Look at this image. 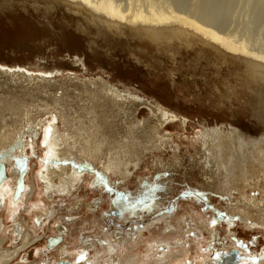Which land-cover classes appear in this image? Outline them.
<instances>
[{
	"label": "rangeland",
	"instance_id": "1",
	"mask_svg": "<svg viewBox=\"0 0 264 264\" xmlns=\"http://www.w3.org/2000/svg\"><path fill=\"white\" fill-rule=\"evenodd\" d=\"M13 1L15 0H0L3 4L0 7V63L3 62L5 66L14 70L18 67L29 68L37 74L42 73L39 72L41 69L54 71L52 73L54 76L48 73L49 76L55 77L54 80L66 79L69 84H73L69 85L66 91L72 95L69 102L75 106L88 104L93 108V103L89 99L81 98L86 95L81 84L84 80L90 79L100 83L108 82L122 93H125V90L134 91L143 101L148 99L147 103L139 105L131 115L117 116L119 119L115 120L114 131L121 129L117 133L121 141L126 140V128L141 124L148 118L156 123L159 111H151V108L156 107L157 102L162 107L186 117L185 124L179 119L166 121L161 130L166 145L156 150L141 149L139 156L142 164L134 167L131 163L132 168L127 176L116 174L115 168L108 169L105 174L106 184L103 187L96 185L93 183L94 179L101 171L100 163L97 162L91 170L85 171L86 178L79 180L71 192H52L49 197L44 193V186L40 185V182L43 184L42 180L38 179L45 151L40 144H36L35 150L27 145L28 153L23 154L26 159L16 164L15 168L19 170L24 162L30 163L31 167L33 166L30 183L34 181L36 187L32 198L22 204L20 214L29 220L31 228H34L31 229L33 238L38 237L36 238L38 240L22 250L13 263L58 264L59 261L55 262L54 257L60 260L59 254L54 247L49 250L48 242L57 234L52 230L55 223L61 222L67 226V234L57 245H64L70 252L64 259L70 260L72 264H108L107 257L111 254L121 258L135 255L138 257L137 264H152L161 258L158 256H162L163 251L171 249L169 244L157 242L162 239L173 242L169 254L183 253L176 260L173 259L171 264H224L221 262L220 254L233 250L239 254L235 264H264V223L252 227L238 220H234V223L227 222L225 218L227 200L217 189H213L212 183L216 178L204 174L207 167L199 157L200 152L196 153L192 145L204 125L216 123L227 126L233 124L258 136L264 134L262 82L241 77L240 70H236L231 60L214 63L212 59L214 57L210 54L195 51L190 53L188 51L191 50L183 49L182 53L173 58L171 54L160 53L157 49L154 52L152 44L153 48L149 45L150 48H147V44L151 42L147 38L132 40L122 35L109 40L95 28H92V32L86 33L88 30H84L87 28L85 24H82L84 29H77L75 23L77 11L75 12L65 1L44 4L42 1L17 0L19 6L17 1L15 3ZM247 2L238 0L230 3L234 10L232 13L231 7L229 9L233 14L229 18L231 23L229 26L232 28L243 30L250 25L251 17L247 14L245 5ZM77 14L79 15V12ZM254 26L256 27L251 26L254 28L252 33L264 43V19L259 25ZM213 64L216 66L213 67ZM59 81H56V84H61ZM5 89L13 88L5 86ZM20 90H16L15 94H20ZM62 91L63 89L59 88L52 93L60 95ZM5 94L8 95L9 92ZM94 108L98 110V114L102 115L104 111L110 114L109 120L115 117L114 107L107 103L103 105L97 103ZM82 110L77 108V112ZM2 113L8 116L12 111L4 110ZM134 116L136 118H133ZM13 117L21 119L18 113ZM45 117L46 115L43 116ZM9 123L3 127L11 129ZM107 151L103 150L104 153ZM67 157L61 156L58 161L67 163V160H74L72 155ZM77 164L80 163L77 161ZM62 166H64L62 162L53 164L54 170H60ZM157 167H161L162 170ZM158 171L160 173L169 171L171 173L169 179L173 185L164 193V197L159 196L162 201L160 208L149 212L146 210L147 202L144 201L146 199L142 197L141 185L147 178H155V175L159 174ZM205 190H210L211 193ZM119 191L126 192L125 196L135 201L138 210L135 215L120 211L112 205V198H115ZM253 194H259V191H253ZM42 200L46 204L43 205ZM34 202L42 204L48 211L46 215L45 212L42 213L45 220L41 226L35 224V213L38 211L32 212L30 207ZM50 208L54 209L55 217H48ZM1 214H8L3 199L0 200ZM15 219L25 224V220L19 215L12 218L7 215L4 216L5 226L11 229L16 222ZM170 220L174 228L168 227ZM177 223L183 228L180 229ZM213 229L218 234L216 239L210 237ZM8 239L3 244L4 248H13L21 240L15 237ZM109 239H112L114 244L117 241L120 243L122 247L118 251L119 254L109 252ZM177 239L181 242H176ZM180 249L181 253L178 251Z\"/></svg>",
	"mask_w": 264,
	"mask_h": 264
},
{
	"label": "bare ground",
	"instance_id": "2",
	"mask_svg": "<svg viewBox=\"0 0 264 264\" xmlns=\"http://www.w3.org/2000/svg\"><path fill=\"white\" fill-rule=\"evenodd\" d=\"M15 1L13 2L15 3ZM33 1H42V3L65 1L75 12H79V15L75 13L77 18L74 17V19L76 18L77 29H84L82 24H85L87 28L84 30H88L86 33L92 32V28H95L106 38L108 37L109 40L119 38L122 35H125L126 39L132 40L133 38L141 40L147 38L149 41H153V43L147 44V48L154 47V52L157 49L160 53L171 54L173 58L182 53L183 49H187L191 50L188 51L190 53L195 51L205 55L210 54L214 57L212 59L216 64L217 61L231 60L235 64L236 70H240L241 77L261 81L264 85V43L261 38L255 34L256 38L252 33L254 31L253 27H256L254 25H259L264 19V0H246L248 1L245 4L247 14H249L251 20L250 25L243 30L229 26L231 24L229 18L233 15L231 14L233 8L230 3L238 0ZM16 3L18 4V1ZM22 4L24 6V3ZM1 6L3 4L0 2ZM13 7L15 8V6ZM23 8L25 9V7ZM232 13H234V10ZM252 25L253 27H251ZM137 47L139 48V45ZM142 50H144V47ZM81 58L82 61L83 58ZM82 63L85 62L82 61ZM230 64L232 63L230 62ZM41 70L39 72L42 73L37 74L29 68L18 67L14 70L5 66L3 62L0 63V154H2L0 155V161L5 162L7 169V176L0 184V200H4V207L8 216L12 218L19 215L25 220V224H23L24 222H21V220L15 219V224L11 229H8L4 224V216L7 215H0V264H14L13 261L21 254L22 250L27 249L33 243L35 244V241L38 240L36 239L38 237L33 238L31 229L34 230V228H31L29 220L20 214L22 204L30 200L35 193L36 184L34 181L30 183V175L33 169L30 163H26L27 175L24 190L19 198L14 200L12 197L20 170V167L18 170L15 165L26 159L23 154L28 153L27 145L35 150L36 144H40L45 151L42 158L43 164L38 172V179L42 180L43 184L40 182V185L44 186V193L49 197L52 192H71L79 180L86 178L84 177L85 171L91 170L97 162L100 163L101 171L94 179L93 183L96 185L103 187L106 184L105 174L108 169L115 168L116 174H120L122 177L127 176L132 168L131 163L134 167H139L142 164L139 156L141 149L151 148L156 150L162 145H166V141L162 139L163 134L161 135L162 126L166 121L179 119L182 124L186 122L185 116L171 111L169 108L162 107L156 101V107L151 108V111H159L155 120L156 123L150 118L143 120L142 123L139 121L141 124L126 128V140L121 141L117 133L121 131L120 127L122 126L120 124V131L117 129L114 131L115 120L123 115H131L139 105L147 103L148 99L143 101L134 91L125 90L126 92L122 93L121 90L109 85L108 82L100 83L90 79L89 81L84 80L81 84L84 93H86L85 97L81 96V98L89 99L93 103V108L88 104L75 106L69 102L72 95L66 91V88L73 84H69L66 79L54 80L55 77H51L54 76L52 74L54 71ZM56 81L61 84H56ZM94 84H98V86ZM5 86L13 89L7 90ZM59 88L63 89L60 95L52 93V91ZM19 89H21L20 94H15L16 90ZM6 92H9V94L6 95ZM97 103H101V105L107 103L114 107L113 116L118 117L116 119L112 117L109 120L108 118L111 115L105 111L102 115L98 114V110L94 108ZM59 105L62 107H59ZM77 108L83 110L77 112ZM4 110H11L12 113L6 116L2 113ZM16 110H19V112H16ZM115 111L117 112L115 113ZM16 113L21 116V119L13 117ZM45 115L46 117L43 118ZM94 117L96 118L94 119ZM133 118H136V116ZM7 123L12 127L11 129L3 127ZM61 123L63 124L62 127L60 126ZM1 128L7 129V131ZM246 130L233 124H229V126L227 124L218 125L217 123L204 125L199 130L195 143L192 142V145H194L196 153L200 152L199 157L203 159V163L207 167L204 174L216 178L212 183L213 189H217L221 193L220 195L227 200V207L225 208L227 222L234 223V220H238L248 226L256 227L264 223V134L258 136ZM103 150L108 151L104 153ZM65 155L66 157L72 155L74 160H67V163L62 160L58 161L59 157ZM106 155L110 157H106ZM77 161L80 164H77ZM60 162L64 163V166L60 170H54L53 164ZM70 167L73 169L69 170ZM157 168L160 169L161 167ZM158 172L159 174L155 175V178H147L141 185L143 189L142 197L146 199L144 200L147 202L146 210L149 212L160 208L162 205L160 199L173 185L169 179L171 174L169 171ZM256 190L259 191V194H253V191ZM205 191L211 193L210 190ZM125 193L119 191V194L112 198V205L120 211L135 215L138 212L135 201L131 197L125 196ZM42 201L44 202L43 205L46 204L44 200ZM30 207H32V212L38 211L35 213V224L41 226L45 220L42 213L45 212L46 215L48 213L47 209L38 202H34ZM49 213L48 217H55L54 209L50 208ZM177 225L180 227L179 223ZM168 227L174 228L171 220ZM52 230L57 234L50 238L48 242L49 250L53 247L56 248L60 258V260H56L57 258L52 252L55 256V262L70 261L64 259L65 255L70 252L66 250L64 245H57L67 234V226L58 222L55 223ZM217 235V232L213 229L210 237L216 239ZM11 237L21 240L13 248H4V242ZM177 240L176 242H181L179 239ZM108 242H110L108 244L109 252L119 254L118 251L122 247L120 243L117 241L114 244L112 239H109ZM157 242L169 244L171 249L166 252L163 251L162 256H158L161 258L152 264H171L173 259L176 260L177 257L183 254H169L173 246L171 240L162 239L157 240ZM178 251L182 252L181 249ZM224 253L220 254L222 263L235 264L238 261L239 254L232 252L224 256L222 255ZM156 254L158 255L159 252H156ZM107 258H109L107 260L108 264L138 263L136 262L138 257L135 255L121 258L118 255L111 254Z\"/></svg>",
	"mask_w": 264,
	"mask_h": 264
},
{
	"label": "water",
	"instance_id": "3",
	"mask_svg": "<svg viewBox=\"0 0 264 264\" xmlns=\"http://www.w3.org/2000/svg\"><path fill=\"white\" fill-rule=\"evenodd\" d=\"M26 175H27V165L23 164L20 167L18 178H17V183L15 184L14 191L12 194V197L14 200L19 198V196L21 195L22 191L25 188ZM6 176H7V169H6L5 162L0 161V184L6 178ZM232 252L237 254V252L235 250H233V251L226 253V255H228L229 253H232ZM58 264H72V263L70 261H61V262L59 261ZM224 264H230V263H224ZM231 264H233V263H231Z\"/></svg>",
	"mask_w": 264,
	"mask_h": 264
},
{
	"label": "snow or ice",
	"instance_id": "4",
	"mask_svg": "<svg viewBox=\"0 0 264 264\" xmlns=\"http://www.w3.org/2000/svg\"><path fill=\"white\" fill-rule=\"evenodd\" d=\"M0 155H2V154H0ZM222 255H226V254H222Z\"/></svg>",
	"mask_w": 264,
	"mask_h": 264
}]
</instances>
